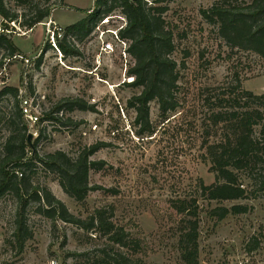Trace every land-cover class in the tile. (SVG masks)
<instances>
[{
	"label": "rangeland",
	"instance_id": "obj_1",
	"mask_svg": "<svg viewBox=\"0 0 264 264\" xmlns=\"http://www.w3.org/2000/svg\"><path fill=\"white\" fill-rule=\"evenodd\" d=\"M216 1L167 0L163 18L173 31L172 57L178 64L180 107L162 116L157 102L152 101L151 132L140 134L135 112L128 107V100L140 92L128 86L133 78L127 72L134 63L127 51L130 42L124 39L122 45L116 36L106 33H116L122 25L125 16L121 8L101 15L83 37L85 31L68 28L97 9L95 0H4L6 10L18 17L8 24L7 35L21 55L7 59L4 48H0V90L4 86L18 89L23 112L20 128L27 127L31 142L41 135L38 154L62 151L76 158L83 147L106 144L91 157L92 161L104 162L105 168L89 173L90 186L102 189L90 192L83 202L65 194L56 175L40 165L28 173L30 182L33 187L46 188L81 219L96 209L111 207L113 222L140 242L138 252L123 249L131 264H185L178 243L183 217L176 214L174 203L184 201L188 208L193 199L199 205L198 264H264L262 192L253 191L244 174H239V181L252 191L246 199L207 201L197 191L199 179L205 185L215 182L211 164L203 158V142L219 141L224 130L208 123L203 88L231 84L238 78L243 89L256 95L264 93V59L227 46L218 28L202 17L201 11ZM109 4L111 0L100 10ZM46 9L50 10L49 17L28 29L26 23L37 10ZM106 17L109 22L103 24ZM50 19L54 24L47 27ZM2 29L3 24L0 32ZM53 31L57 38L65 39L69 53L60 52ZM74 99L91 109L52 113L57 103ZM24 100L34 116L46 121L34 126L23 111ZM16 111L14 99H0V160L6 155L5 142L13 130L9 120ZM233 206L246 207L247 212L229 213L221 220L210 216L215 208L230 210ZM36 208L31 203L26 210L31 237L20 254L12 239L19 203L11 193L0 199V264H86L87 254L94 258L108 245L100 234L52 221L38 214ZM252 239L259 245L249 252Z\"/></svg>",
	"mask_w": 264,
	"mask_h": 264
},
{
	"label": "trees",
	"instance_id": "obj_2",
	"mask_svg": "<svg viewBox=\"0 0 264 264\" xmlns=\"http://www.w3.org/2000/svg\"><path fill=\"white\" fill-rule=\"evenodd\" d=\"M108 1L95 0L97 9L87 19L69 26L68 30L85 31L84 37L90 33L101 15L110 13L116 7L122 9L126 27L120 36L130 42L127 51L134 60L127 72L133 78L128 86L140 89L138 94L128 100V107L135 112L139 133H149L152 101L157 102L162 116L180 107L178 64L172 57L175 50L173 31L163 18L167 11V0H111L109 7L100 10L102 5H108ZM49 14V9L37 10L35 17L26 23L28 29L43 22ZM201 15L218 28V35L227 46L252 52L264 59V0H218L210 8L202 10ZM17 19L16 14L6 10L4 0H0V25L3 24L0 48H4L7 59L21 55L19 48L7 35L8 24ZM57 43L61 53L70 52L65 39H57ZM2 66L1 60L0 69ZM30 92L33 94V89ZM201 93L208 112V123L212 127L222 126L224 130L219 141L203 142V158L211 164L215 182L205 185L199 179L198 195L207 201L246 199L252 191H248L239 181V174H244L250 180L253 191L259 189L264 196V93L256 95L243 89L238 78L231 84L205 87ZM4 97L14 99L17 110L9 120L13 130L5 142L6 155L0 160V199L11 193L19 203V211L14 220L13 247L21 254L30 239L25 216L30 204L35 203L37 213L52 221L60 220L87 233H98L106 238L108 245L94 258L87 254L86 264H131L128 253L123 249L138 252L140 242L129 238L124 228L113 222L111 207L96 209L87 219L78 218L46 188L33 187L28 175L40 165L56 175L65 194L77 202H83L90 192L102 189L90 186L89 173L105 168L104 162L92 161L91 157L106 147V144L100 142L83 147L76 158L62 151L39 155L37 146L41 135L34 142H29L27 127L20 128L23 112L19 108L18 89L4 86L0 90V99ZM90 109L85 102L74 99L57 103L52 113ZM42 121L46 120L40 119L36 126ZM174 209L178 216L183 217L180 220L178 240L181 259L185 264H198L197 199L191 200L188 208L184 201L174 203ZM246 212L247 208L243 206H233L230 210L221 207L211 210L210 216L221 220L229 213L239 215ZM251 242L252 245L247 246L249 252L259 245L257 240L252 239Z\"/></svg>",
	"mask_w": 264,
	"mask_h": 264
},
{
	"label": "built area",
	"instance_id": "obj_3",
	"mask_svg": "<svg viewBox=\"0 0 264 264\" xmlns=\"http://www.w3.org/2000/svg\"><path fill=\"white\" fill-rule=\"evenodd\" d=\"M123 19V18H122ZM121 19V20H122ZM109 22V18H105L104 19V21H103V24H107ZM52 24H54V22L52 21V19H50V21H49V23L47 24V27H50V25H52ZM126 27V18L125 19H123L122 20V25H120V26H118L117 27V29H116V33L115 32H112V30H107L106 31V33H110V34H112L113 36H116L117 37V40L122 44V45H124L125 43V40L124 39H122L121 38V36H120V32L122 31V30H124V28ZM56 29V28H55ZM57 30V29H56ZM102 34H103V31H102ZM55 36H56V34H55V31H53V36H52V38L54 39L55 38ZM120 36V37H119ZM57 39H59V38H57V36H56V40ZM106 47H107V49H111L112 47V45L109 43H107L106 45H105ZM23 105L24 106H22V108H23V111H24V113L26 114H28L27 115V117L29 118V120L31 121V123L34 125V126H36L37 124H38V122H39V118L38 117H36V116H34L33 114H32V112L30 111V109H27V105H28V101L27 100H24L23 101ZM0 238H1V236H0ZM0 243H1V240H0ZM50 264H56L55 262H50Z\"/></svg>",
	"mask_w": 264,
	"mask_h": 264
},
{
	"label": "water",
	"instance_id": "obj_4",
	"mask_svg": "<svg viewBox=\"0 0 264 264\" xmlns=\"http://www.w3.org/2000/svg\"><path fill=\"white\" fill-rule=\"evenodd\" d=\"M31 139H32V135H29V138H28L29 142H31Z\"/></svg>",
	"mask_w": 264,
	"mask_h": 264
}]
</instances>
